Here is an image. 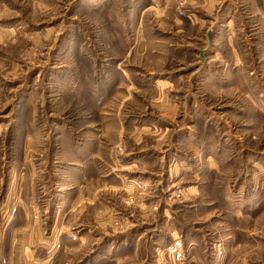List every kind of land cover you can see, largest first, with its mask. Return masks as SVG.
<instances>
[{"label":"rangeland","instance_id":"1","mask_svg":"<svg viewBox=\"0 0 264 264\" xmlns=\"http://www.w3.org/2000/svg\"><path fill=\"white\" fill-rule=\"evenodd\" d=\"M0 264H264V0H0Z\"/></svg>","mask_w":264,"mask_h":264},{"label":"crops","instance_id":"2","mask_svg":"<svg viewBox=\"0 0 264 264\" xmlns=\"http://www.w3.org/2000/svg\"><path fill=\"white\" fill-rule=\"evenodd\" d=\"M238 63H240L241 64V62L240 61H235V65L238 67ZM238 69H239V67H238ZM240 69H242V68H240ZM225 71V70H224ZM223 71V72H224ZM229 71L230 70H226V72L224 73V75L226 76L228 73H229ZM216 74V73H215ZM217 75V76H216ZM215 75V77H218V78H216L218 81H213L212 83H210V84H208L207 86H206V88H205V90L206 91H208L212 96H214V95H216L217 94V87L221 84V83H223V82H220L222 79H220V74H216ZM222 75H223V73H222ZM224 75H223V77L222 78H224V80H227L225 77H224ZM234 76V75H233ZM243 76V75H242ZM223 81V80H222ZM240 81H242L243 82V77L241 78V77H238L237 79L235 78V77H231L230 79H228L227 81H226V83H229V84H232V86H237L238 88H242V87H239L238 86V82H240ZM23 232V231H22ZM16 233V237H19V236H22L20 233H19V231H17V230H10L9 231V234H8V229L7 228H3L2 230H1V235H2V237H3V235H4V237H7V238H10V239H12V237L14 236V234ZM27 238L29 237V234L28 233H26V235H25ZM24 237V236H23Z\"/></svg>","mask_w":264,"mask_h":264},{"label":"built area","instance_id":"3","mask_svg":"<svg viewBox=\"0 0 264 264\" xmlns=\"http://www.w3.org/2000/svg\"><path fill=\"white\" fill-rule=\"evenodd\" d=\"M178 256H180V255L178 254Z\"/></svg>","mask_w":264,"mask_h":264}]
</instances>
